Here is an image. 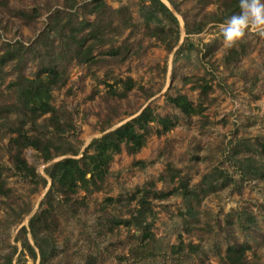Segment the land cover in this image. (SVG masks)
<instances>
[{
  "label": "rangeland",
  "instance_id": "obj_1",
  "mask_svg": "<svg viewBox=\"0 0 264 264\" xmlns=\"http://www.w3.org/2000/svg\"><path fill=\"white\" fill-rule=\"evenodd\" d=\"M90 1H2L0 52L18 42L25 47L55 46V32L50 30L46 37L42 32L48 16L57 8L61 9L59 17L70 13L71 24L91 20L94 13L88 10ZM103 1L110 8L125 7L129 20L125 27H119V12L107 10L111 27L106 29L101 43L92 45L91 53L97 57L83 61L81 57L68 56L62 61L66 79L51 90V101L67 114L69 123L63 119L65 130L56 135V144L75 148V156H80L91 137L136 115L145 105L153 114H174L176 122L157 134L151 120L152 131L140 148L130 153L121 146L112 153L100 189L85 195L86 208L76 212L60 209L52 238L42 241L48 244L43 264H223L224 247L232 238L248 243L249 264H264V157L258 151L259 143L264 142V39L249 31L235 45L243 46L244 52L236 61L225 63L223 55L228 48L222 44L221 25L228 17L218 21L209 16L222 9L218 0H174L178 10L168 0H162L178 22L177 40L171 49L151 33L157 21H151L145 29L140 11L143 0ZM7 5L35 8L37 13L24 20L11 14ZM182 16L189 25L202 22L201 29L186 33ZM110 47L118 51L106 53ZM32 54L21 62L11 60L3 65L0 101L13 99L6 84L17 71L29 76L36 70L38 58ZM203 83L209 88L201 100L196 84ZM177 93L185 94L195 111L186 116L167 99V95ZM41 117L36 121L41 122ZM6 140L5 136L0 138L1 175L11 187L12 199L0 200V264L6 255L13 264H39L37 250L32 260L25 251L20 252L14 236L43 200L49 185L45 166L65 154L44 161L36 149L24 147L22 156L46 179L44 184L33 182L13 168ZM136 160H142L144 165L133 163ZM168 166L174 168L173 179H169ZM251 169L256 170L253 175L252 171L246 172ZM160 173L163 178L158 177ZM180 176L198 197L191 199L196 222L182 221L180 212L188 202L180 194ZM151 180V190L167 194L149 196V242L136 238L130 224L105 228V213L97 208L103 197L120 196L121 200L107 205L106 211L127 217L135 204V188ZM83 191L79 189L76 196ZM26 205L29 211L22 212ZM26 237L31 240L28 233ZM179 239L198 245L194 250L184 247L181 252L171 251V245Z\"/></svg>",
  "mask_w": 264,
  "mask_h": 264
},
{
  "label": "trees",
  "instance_id": "obj_2",
  "mask_svg": "<svg viewBox=\"0 0 264 264\" xmlns=\"http://www.w3.org/2000/svg\"><path fill=\"white\" fill-rule=\"evenodd\" d=\"M2 1L4 0H0V3ZM168 1L178 10L177 3L174 0ZM205 1L202 0L201 2L204 3ZM238 2L239 0H218V3L223 7H221V10L216 11L217 14L211 12V15L209 14L210 18L220 21L237 14L240 11ZM70 5L72 6V4ZM88 7V10L94 13L91 20L81 19L77 23L71 24L70 13L65 12V14H68L67 16L59 17L57 14L61 9L57 8L48 16L49 21L42 32L45 33L44 37L50 33V30L55 32V38H57L55 46L48 44V46H40V48L35 46L25 47V45L18 42L6 46L0 52V84L5 73L3 65L7 61L21 62L30 53L38 58L37 68L32 75L28 76L21 71H17L6 84L13 95V99L9 102L0 101V138L3 136L7 138L5 149L13 168L29 180L44 184L45 177L37 173L34 166L26 161L21 154L22 149L26 146L36 149L44 161L49 160L56 154H65L45 166L44 172L49 178V185L44 193L43 200L38 209L28 216L26 224L19 226L14 236V239L19 242L20 252L25 251L32 260L35 259L37 250L39 264H43L47 255L45 250L48 244L44 245L42 241L52 238L53 231L59 223L58 214L60 209L65 208L71 212H76L80 207L86 208L85 195L100 189L112 153L119 151L121 146L127 152H135L144 143L152 130L157 134L162 133L176 122L174 114H153L150 107L145 105L136 115L102 132L99 136L91 137L80 156H75V148L69 146L63 148L56 144V135L65 130L64 120L67 125L69 123L66 118L67 114L60 109L58 110L51 101V90L61 86L66 79L62 61L68 56L81 57L83 61H91L97 57L91 53L92 45L101 43L103 35L107 31L106 29L111 27L112 19L107 14V10L119 12L118 14L121 17L119 27H125L127 20H129V15L123 6L110 8L103 0H91ZM7 10L24 20L34 17L37 13L35 8L25 10L23 8H13L9 5H7ZM140 11L144 18L145 29L149 28L151 21H157L155 26L152 27L151 33L164 42L166 49H171L177 40L178 32V22L174 13L162 0H143ZM182 17L186 33L201 29L202 22L189 25L185 17ZM164 25L167 26L164 27ZM65 27L66 31L64 32ZM84 27H87L86 30H84ZM113 29L117 30L119 28L115 27ZM170 36L171 39H168ZM123 48L126 51V47ZM105 51L114 54L118 51V48L110 47ZM243 52V46L228 48L223 55V61L225 63L236 61ZM124 57L125 52L121 59ZM184 79L187 80L189 77ZM191 79H195V77L189 80ZM128 85L130 86V84H127L126 87ZM196 86L200 87L199 95L200 99L203 100L209 85L203 83L196 84ZM167 99L186 116L195 111L192 105L193 102L183 93H177L173 96L167 95ZM196 104L201 107V101ZM45 113L46 115H43ZM40 116H42L41 122H37L36 120ZM151 120L155 122L152 130ZM258 151L264 157V142L259 143ZM133 163L144 165L142 160H136ZM173 169V167L168 166L169 179H173V173L171 172ZM248 171H252L250 175L256 172L252 169L246 172ZM243 173L245 175V172ZM158 177L163 178V174L160 173ZM178 186L180 187V194L188 202L187 206L180 212L183 215L182 221L184 224L191 223L192 220L196 222L197 219L191 199H198V197L196 193L191 192L187 187L186 179L183 176H180ZM151 187H154L152 180L135 188L137 192L135 204L127 217H118L106 211L107 205L121 200L120 196H104L97 208L105 213V219L107 220L105 228L119 223L130 224L136 230V233L132 231L136 238L149 242L152 237L150 230L152 208L149 196H165L167 194L164 191L151 190ZM175 187L178 189L177 186ZM79 189H83L84 193L76 196ZM133 195L132 193L131 196ZM3 199L11 200L12 194L11 187L6 185L1 175L0 164V200L3 201ZM29 209V206L26 205L21 211L27 212ZM248 221H251V219H248ZM27 233L31 240L26 237ZM197 245L190 242L183 243L179 239L177 243L171 245L170 249L173 252H181L184 247L194 250ZM248 247L246 240L237 241L232 238L224 247L221 256L222 263L249 264L246 257ZM15 248L16 245L13 244L12 249ZM2 264H13L10 255L3 257Z\"/></svg>",
  "mask_w": 264,
  "mask_h": 264
},
{
  "label": "clouds",
  "instance_id": "obj_3",
  "mask_svg": "<svg viewBox=\"0 0 264 264\" xmlns=\"http://www.w3.org/2000/svg\"><path fill=\"white\" fill-rule=\"evenodd\" d=\"M240 11L221 25L222 44L234 47L249 31L264 39V0H239Z\"/></svg>",
  "mask_w": 264,
  "mask_h": 264
},
{
  "label": "water",
  "instance_id": "obj_4",
  "mask_svg": "<svg viewBox=\"0 0 264 264\" xmlns=\"http://www.w3.org/2000/svg\"><path fill=\"white\" fill-rule=\"evenodd\" d=\"M173 10V8H171Z\"/></svg>",
  "mask_w": 264,
  "mask_h": 264
}]
</instances>
